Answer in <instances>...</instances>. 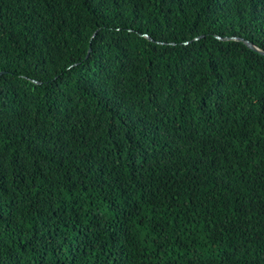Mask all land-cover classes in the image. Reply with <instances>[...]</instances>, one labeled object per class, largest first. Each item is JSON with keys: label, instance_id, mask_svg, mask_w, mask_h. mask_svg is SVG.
Segmentation results:
<instances>
[{"label": "trees", "instance_id": "1", "mask_svg": "<svg viewBox=\"0 0 264 264\" xmlns=\"http://www.w3.org/2000/svg\"><path fill=\"white\" fill-rule=\"evenodd\" d=\"M246 41L264 0H0V264H264Z\"/></svg>", "mask_w": 264, "mask_h": 264}, {"label": "water", "instance_id": "2", "mask_svg": "<svg viewBox=\"0 0 264 264\" xmlns=\"http://www.w3.org/2000/svg\"><path fill=\"white\" fill-rule=\"evenodd\" d=\"M235 39H241V38H235ZM246 43L251 47V48H254V49H256L257 51H259V52H261L262 54H264V52L263 51H260L259 49H258V47H256L252 42H250V41H246ZM1 75V74H0Z\"/></svg>", "mask_w": 264, "mask_h": 264}]
</instances>
